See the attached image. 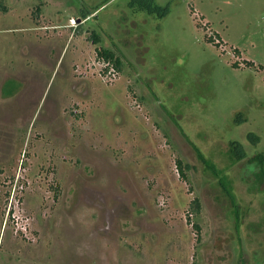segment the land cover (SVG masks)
Returning a JSON list of instances; mask_svg holds the SVG:
<instances>
[{
  "label": "rangeland",
  "instance_id": "rangeland-1",
  "mask_svg": "<svg viewBox=\"0 0 264 264\" xmlns=\"http://www.w3.org/2000/svg\"><path fill=\"white\" fill-rule=\"evenodd\" d=\"M155 1L0 0V264H264V0Z\"/></svg>",
  "mask_w": 264,
  "mask_h": 264
},
{
  "label": "trees",
  "instance_id": "trees-1",
  "mask_svg": "<svg viewBox=\"0 0 264 264\" xmlns=\"http://www.w3.org/2000/svg\"><path fill=\"white\" fill-rule=\"evenodd\" d=\"M149 2L145 3L146 8H147V6L150 7L149 9H146V10L148 13H152V12H150V10L152 11L153 9H156L159 6L157 5L155 0H149ZM91 37H92V40L94 43H96V44L100 43L101 36L99 34L93 33ZM97 58H98V61H100L104 64L106 74L109 72L111 73V70L119 73L123 69V61H122L121 57L116 52H114L113 50L97 47ZM233 141L234 140H232V142ZM235 143H236V145L240 144L238 141H236ZM190 144L193 145L198 158L204 163L205 169L210 171L212 173V175L214 177H216L219 185L221 186V189L223 187V190L225 191L226 195L229 197V199L232 203V206L235 208V214L237 217V221H239V213H238L239 212V206H237V204H236V195H235L234 190H233L232 180H230L227 173L223 169H219L210 158L206 157L203 154V152L196 145L192 144L191 142H190ZM231 151H232L233 155L236 153L238 154V151L235 149L231 150ZM257 157L258 156L256 155L255 156L256 160H257ZM178 167L181 171V174H183V176L185 177L186 176L185 169H184L183 162H181V160L178 161ZM260 172L263 173V170ZM201 211H202V203H201L200 198L198 196H196L190 203V208H189L188 213L191 217V215L200 214ZM194 225H195L196 230L198 232H200L201 226L196 222L194 223ZM194 264H198V263L194 262ZM240 264H243L242 258L240 260Z\"/></svg>",
  "mask_w": 264,
  "mask_h": 264
}]
</instances>
